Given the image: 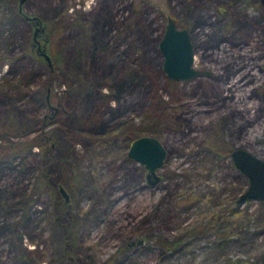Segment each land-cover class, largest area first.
Returning a JSON list of instances; mask_svg holds the SVG:
<instances>
[{"label": "rangeland", "instance_id": "obj_1", "mask_svg": "<svg viewBox=\"0 0 264 264\" xmlns=\"http://www.w3.org/2000/svg\"><path fill=\"white\" fill-rule=\"evenodd\" d=\"M168 17L193 79L163 70ZM145 134L154 182L128 155ZM235 148L264 159L261 0H0V264H264Z\"/></svg>", "mask_w": 264, "mask_h": 264}, {"label": "water", "instance_id": "obj_2", "mask_svg": "<svg viewBox=\"0 0 264 264\" xmlns=\"http://www.w3.org/2000/svg\"><path fill=\"white\" fill-rule=\"evenodd\" d=\"M261 4L264 6V0H261ZM167 21L165 33L158 42L164 57L163 70L172 79L181 81L193 79L198 71L194 68L195 52L191 42V32L186 28L181 29L173 18L168 17ZM43 56L49 65H52L46 52ZM128 155L147 169L148 179L154 182L157 170L166 161L167 150L157 137L145 134L134 139ZM231 157L235 167L249 179L247 190L240 196L239 202L243 203L247 199L254 198L264 201V159L244 148L232 150ZM62 191L67 197L65 191L63 189Z\"/></svg>", "mask_w": 264, "mask_h": 264}, {"label": "flooded vegetation", "instance_id": "obj_3", "mask_svg": "<svg viewBox=\"0 0 264 264\" xmlns=\"http://www.w3.org/2000/svg\"><path fill=\"white\" fill-rule=\"evenodd\" d=\"M44 20L35 18L32 21V26L34 27L35 31L33 34V43H32V51L36 52V59L39 61L44 60L43 53H48L50 54L51 48L50 47V42H49V37H47V32H46V26L44 25ZM31 25V24H30ZM30 51V53H33Z\"/></svg>", "mask_w": 264, "mask_h": 264}, {"label": "trees", "instance_id": "obj_4", "mask_svg": "<svg viewBox=\"0 0 264 264\" xmlns=\"http://www.w3.org/2000/svg\"><path fill=\"white\" fill-rule=\"evenodd\" d=\"M53 35V34H52ZM54 36V35H53ZM52 37V36H51ZM53 39L54 38H51V44H50V48H51V52H53V51H55V49L56 48H54V46H55V43L53 42ZM53 55L54 56H52L51 55V59H52V65H53V67H52V69H54V71L56 70V67L57 66H59V63H60V61L62 60V58H60V56H58V55H56L54 52H53ZM56 55V56H55ZM234 264H236V263H234Z\"/></svg>", "mask_w": 264, "mask_h": 264}, {"label": "bare ground", "instance_id": "obj_5", "mask_svg": "<svg viewBox=\"0 0 264 264\" xmlns=\"http://www.w3.org/2000/svg\"><path fill=\"white\" fill-rule=\"evenodd\" d=\"M194 45V44H193Z\"/></svg>", "mask_w": 264, "mask_h": 264}]
</instances>
